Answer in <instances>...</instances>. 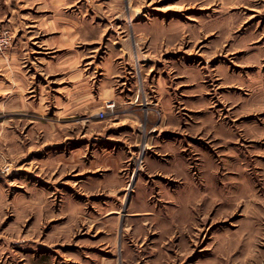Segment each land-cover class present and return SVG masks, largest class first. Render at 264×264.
<instances>
[{"label":"rangeland","instance_id":"obj_1","mask_svg":"<svg viewBox=\"0 0 264 264\" xmlns=\"http://www.w3.org/2000/svg\"><path fill=\"white\" fill-rule=\"evenodd\" d=\"M160 25L207 104L179 155L98 116L100 63L136 32L127 72H173ZM0 36V264H264V0H0Z\"/></svg>","mask_w":264,"mask_h":264},{"label":"crops","instance_id":"obj_2","mask_svg":"<svg viewBox=\"0 0 264 264\" xmlns=\"http://www.w3.org/2000/svg\"><path fill=\"white\" fill-rule=\"evenodd\" d=\"M27 3L32 2L27 1ZM31 21L33 22L27 25L30 30L26 31V34L31 35L29 39L33 48L32 52L39 54L44 50V42L41 39V35H39L40 32L36 31V28L41 26V22L37 18H33ZM160 27H162L161 34H154V31L152 33L150 30H147V32L152 35L155 42L162 39L171 43L169 44L170 50L167 52H173L177 55L168 60V67L173 72L165 73L163 71L164 68H162V72L165 74H154L152 77H149L151 76V71L146 74L140 73L139 70L142 66H145V63L157 62L138 54V60L135 62L134 67L131 68L133 70L127 72L130 69L127 66L128 63H125V61L118 62L117 59L126 57L128 53L131 55L138 53L143 41V35L140 32H136L133 39L126 40L120 47L119 53L122 54L121 56H115L114 58L107 56L100 63L98 100L101 104H105L107 100L115 101L113 112L108 113L114 118L109 120L107 127L112 131L129 132L131 136L129 138L126 137V139L130 145L143 143L147 147L156 146L166 150H176L180 149L183 135L187 132L184 126L187 124V112H194V116L196 114L202 115L199 111L202 112L207 107V104L202 97L204 89L201 86V78L198 75L200 72L196 70V66L193 63L190 65L187 63L186 54L180 53V45L184 41L182 33L178 29L180 25L178 27L160 25ZM68 42L70 45L69 39ZM173 45L179 47L177 48V46ZM128 58L130 59V57ZM134 73L135 75H133ZM85 81L87 82L82 84L89 85L86 89L90 90V81ZM72 85L74 87L79 86L76 82ZM84 89L85 87L83 86V89L79 91L84 92ZM138 98L140 101L136 103ZM154 103L159 105L163 112L157 124L145 116V112L149 111ZM107 139L105 134L99 141L104 143ZM175 153H177V150Z\"/></svg>","mask_w":264,"mask_h":264},{"label":"built area","instance_id":"obj_3","mask_svg":"<svg viewBox=\"0 0 264 264\" xmlns=\"http://www.w3.org/2000/svg\"><path fill=\"white\" fill-rule=\"evenodd\" d=\"M6 40H7L6 37L0 36V50L7 43ZM114 107H115L114 102H110V101L109 102H106V104H105V111H102V112H100L98 114L99 118L100 119H105L109 112H113Z\"/></svg>","mask_w":264,"mask_h":264},{"label":"bare ground","instance_id":"obj_4","mask_svg":"<svg viewBox=\"0 0 264 264\" xmlns=\"http://www.w3.org/2000/svg\"><path fill=\"white\" fill-rule=\"evenodd\" d=\"M135 11V10H134ZM138 12V11H137ZM137 12H134L133 13V15H132V17H126V18H124L123 20L125 21V22H127L128 24L129 23H132L134 20H136V18H137V16H138V13Z\"/></svg>","mask_w":264,"mask_h":264}]
</instances>
